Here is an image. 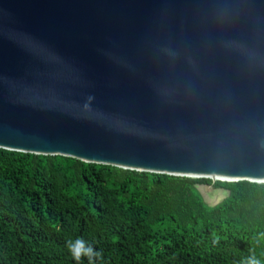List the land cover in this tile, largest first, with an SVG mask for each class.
<instances>
[{"label":"water","instance_id":"obj_1","mask_svg":"<svg viewBox=\"0 0 264 264\" xmlns=\"http://www.w3.org/2000/svg\"><path fill=\"white\" fill-rule=\"evenodd\" d=\"M0 148L264 183V0H0Z\"/></svg>","mask_w":264,"mask_h":264},{"label":"trees","instance_id":"obj_2","mask_svg":"<svg viewBox=\"0 0 264 264\" xmlns=\"http://www.w3.org/2000/svg\"><path fill=\"white\" fill-rule=\"evenodd\" d=\"M212 183L0 148V264H76L78 237L103 252L96 264L264 260V183L217 181L229 195L209 205L198 186Z\"/></svg>","mask_w":264,"mask_h":264},{"label":"clouds","instance_id":"obj_3","mask_svg":"<svg viewBox=\"0 0 264 264\" xmlns=\"http://www.w3.org/2000/svg\"><path fill=\"white\" fill-rule=\"evenodd\" d=\"M252 239L256 245H259L264 240V231L257 232L253 235ZM216 242H219V238L216 239ZM66 246L69 255L76 264H82V261L85 259L88 264H96L97 260L103 259V252L88 244L82 237H78L75 240L68 239ZM241 264H264V260L256 255L254 248H251L249 254L244 257Z\"/></svg>","mask_w":264,"mask_h":264},{"label":"rangeland","instance_id":"obj_4","mask_svg":"<svg viewBox=\"0 0 264 264\" xmlns=\"http://www.w3.org/2000/svg\"><path fill=\"white\" fill-rule=\"evenodd\" d=\"M201 192L203 193L206 202L209 205H215L220 202L223 198L227 197V192H224L222 189H215L213 186H198Z\"/></svg>","mask_w":264,"mask_h":264}]
</instances>
